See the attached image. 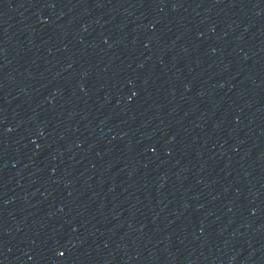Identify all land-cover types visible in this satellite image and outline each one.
<instances>
[{
    "label": "water",
    "instance_id": "obj_1",
    "mask_svg": "<svg viewBox=\"0 0 264 264\" xmlns=\"http://www.w3.org/2000/svg\"><path fill=\"white\" fill-rule=\"evenodd\" d=\"M116 264H264V0H58Z\"/></svg>",
    "mask_w": 264,
    "mask_h": 264
}]
</instances>
